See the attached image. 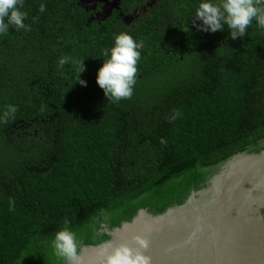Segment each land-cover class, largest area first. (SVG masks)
Returning <instances> with one entry per match:
<instances>
[{
	"label": "trees",
	"instance_id": "16d2710c",
	"mask_svg": "<svg viewBox=\"0 0 264 264\" xmlns=\"http://www.w3.org/2000/svg\"><path fill=\"white\" fill-rule=\"evenodd\" d=\"M37 1L26 29L0 35V264H63L51 241L66 219L82 249L99 245L140 209L184 203L235 154L264 150L255 19L235 40L227 25L204 33L190 25L200 0H181L139 25L88 30ZM120 32L141 56L132 96L113 102L96 75Z\"/></svg>",
	"mask_w": 264,
	"mask_h": 264
},
{
	"label": "water",
	"instance_id": "95a60500",
	"mask_svg": "<svg viewBox=\"0 0 264 264\" xmlns=\"http://www.w3.org/2000/svg\"><path fill=\"white\" fill-rule=\"evenodd\" d=\"M107 232L80 264H102L108 244L135 246L136 235L149 240L152 264H264V150L235 154L184 203L159 215L140 209Z\"/></svg>",
	"mask_w": 264,
	"mask_h": 264
},
{
	"label": "clouds",
	"instance_id": "9594fccd",
	"mask_svg": "<svg viewBox=\"0 0 264 264\" xmlns=\"http://www.w3.org/2000/svg\"><path fill=\"white\" fill-rule=\"evenodd\" d=\"M25 0H0V35L8 34L10 28L16 30L26 29L27 12L22 11ZM264 0H200L191 17L190 25L197 31L216 33L224 31L225 25L230 29L231 39L244 37L248 26L253 19L257 26L264 29ZM45 6L41 4L40 11ZM141 45L127 32L115 35L114 44L110 49L104 50L107 59L97 70L96 83L104 92L108 101L119 102L130 98L136 84L137 62L140 59ZM71 60L63 56L58 61V69H63ZM80 74L85 71L84 61H80ZM81 86L87 87V81L78 78ZM180 113L173 111L169 122L176 120ZM164 143V141H161ZM10 203H13L10 201ZM11 210V209H10ZM69 221L58 230L51 241V247L63 264H80L79 253L82 250V241L77 233L69 227ZM95 234L101 235L102 225L94 227ZM135 246L108 244L104 249L102 264H152V258L146 254L149 240L142 235L133 237Z\"/></svg>",
	"mask_w": 264,
	"mask_h": 264
},
{
	"label": "flooded vegetation",
	"instance_id": "af4514ba",
	"mask_svg": "<svg viewBox=\"0 0 264 264\" xmlns=\"http://www.w3.org/2000/svg\"><path fill=\"white\" fill-rule=\"evenodd\" d=\"M46 10L66 16L69 23L82 29L120 28L139 25L160 14L165 8L183 10L181 0H43ZM37 0H25L22 11L27 12L26 24L36 17ZM81 29V30H82ZM49 30V26H48ZM10 31V30H9Z\"/></svg>",
	"mask_w": 264,
	"mask_h": 264
}]
</instances>
